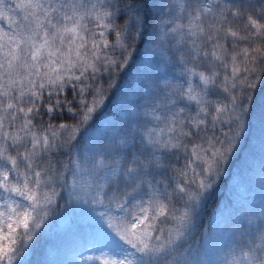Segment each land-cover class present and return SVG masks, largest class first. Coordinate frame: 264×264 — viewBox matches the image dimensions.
Here are the masks:
<instances>
[{"label": "snow or ice", "instance_id": "6c2138e0", "mask_svg": "<svg viewBox=\"0 0 264 264\" xmlns=\"http://www.w3.org/2000/svg\"><path fill=\"white\" fill-rule=\"evenodd\" d=\"M260 89L264 0H0V264H26L61 200L81 261L264 264V208L202 228Z\"/></svg>", "mask_w": 264, "mask_h": 264}, {"label": "trees", "instance_id": "16d2710c", "mask_svg": "<svg viewBox=\"0 0 264 264\" xmlns=\"http://www.w3.org/2000/svg\"><path fill=\"white\" fill-rule=\"evenodd\" d=\"M148 48L145 44L135 54V60L127 70L125 77L120 81L122 90L111 95V98L103 109L101 122L110 119V113L116 111L123 103L124 91H128L129 97L135 99V95L129 89V84L138 87L137 81L141 78L145 66L151 70L148 64ZM139 69V71H138ZM257 107L252 110V117L247 125V136L242 144V150L233 158L228 166L227 173L218 183L213 199L209 202L204 216L202 228H206L208 220L221 212L220 217L213 218L214 231L209 233L212 240L219 239L224 232V219L229 212L235 213L242 207H247L259 215V209L264 208V172L261 171V160L264 159V150L261 149V140L264 139L259 114V106L264 104V89L255 93ZM135 112V108L132 109ZM232 202V208L226 205ZM75 206H65L63 200L60 206L55 208L49 220L45 222L50 231L40 237L39 233L33 245L31 255L26 264H95L94 261H81L76 255L81 243L82 234L86 225L80 219L77 212L73 211ZM196 241H201L200 234L195 236ZM85 252V256L93 255Z\"/></svg>", "mask_w": 264, "mask_h": 264}]
</instances>
